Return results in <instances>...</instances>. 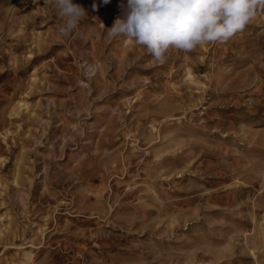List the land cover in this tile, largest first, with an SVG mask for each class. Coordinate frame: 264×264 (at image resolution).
Masks as SVG:
<instances>
[{"label": "rangeland", "instance_id": "374dc122", "mask_svg": "<svg viewBox=\"0 0 264 264\" xmlns=\"http://www.w3.org/2000/svg\"><path fill=\"white\" fill-rule=\"evenodd\" d=\"M73 2L0 0V264H264V12L159 63Z\"/></svg>", "mask_w": 264, "mask_h": 264}, {"label": "clouds", "instance_id": "9594fccd", "mask_svg": "<svg viewBox=\"0 0 264 264\" xmlns=\"http://www.w3.org/2000/svg\"><path fill=\"white\" fill-rule=\"evenodd\" d=\"M103 4L110 0H102ZM61 23L62 37L79 34L88 15L85 8L73 0H53ZM97 5H92L93 10ZM119 7L109 38L124 37L146 49L155 61L164 63L169 49L185 53L206 44L225 43L264 12V0H127ZM93 66L85 75L91 79Z\"/></svg>", "mask_w": 264, "mask_h": 264}, {"label": "bare ground", "instance_id": "6f19581e", "mask_svg": "<svg viewBox=\"0 0 264 264\" xmlns=\"http://www.w3.org/2000/svg\"><path fill=\"white\" fill-rule=\"evenodd\" d=\"M39 229V228H38ZM30 254L29 253H26L25 255H24V261H25V264H27L28 263V260L30 259Z\"/></svg>", "mask_w": 264, "mask_h": 264}]
</instances>
